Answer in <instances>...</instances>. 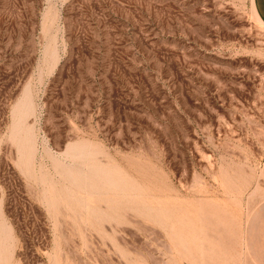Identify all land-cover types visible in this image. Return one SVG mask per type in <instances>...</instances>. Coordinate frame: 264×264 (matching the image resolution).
Here are the masks:
<instances>
[{
    "label": "rangeland",
    "instance_id": "374dc122",
    "mask_svg": "<svg viewBox=\"0 0 264 264\" xmlns=\"http://www.w3.org/2000/svg\"><path fill=\"white\" fill-rule=\"evenodd\" d=\"M261 204L253 0H0V264H253Z\"/></svg>",
    "mask_w": 264,
    "mask_h": 264
},
{
    "label": "crops",
    "instance_id": "0c3cea01",
    "mask_svg": "<svg viewBox=\"0 0 264 264\" xmlns=\"http://www.w3.org/2000/svg\"><path fill=\"white\" fill-rule=\"evenodd\" d=\"M255 14L264 26V0H253ZM253 213L247 225L245 243L253 264H264V205Z\"/></svg>",
    "mask_w": 264,
    "mask_h": 264
},
{
    "label": "bare ground",
    "instance_id": "6f19581e",
    "mask_svg": "<svg viewBox=\"0 0 264 264\" xmlns=\"http://www.w3.org/2000/svg\"><path fill=\"white\" fill-rule=\"evenodd\" d=\"M256 17H257V16H256ZM257 22H258V23H260V25H263V24H262V23L259 21V19H258V18H257Z\"/></svg>",
    "mask_w": 264,
    "mask_h": 264
}]
</instances>
